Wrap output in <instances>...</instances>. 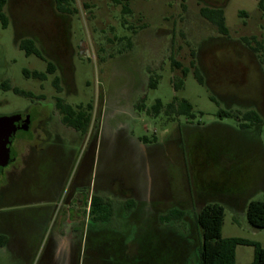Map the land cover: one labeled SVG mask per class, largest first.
<instances>
[{"label": "rangeland", "instance_id": "rangeland-1", "mask_svg": "<svg viewBox=\"0 0 264 264\" xmlns=\"http://www.w3.org/2000/svg\"><path fill=\"white\" fill-rule=\"evenodd\" d=\"M126 3L130 12L122 10ZM67 4L72 11L62 13L55 0H13L15 18L4 6L8 25L0 24V83L8 80L31 96L0 88V116L9 120L44 106L50 116L44 120L45 128L62 165L77 162L94 136L100 184L114 175L122 190L134 195L136 206L129 211L122 200L113 199L115 209L108 222L94 221L85 202L84 218L75 233L69 228L64 232L65 225L58 224L57 207L52 221L73 243L79 264H198L201 232L195 216L202 204L210 202L224 208L222 238H247L264 247V228L252 226L245 216L249 200L264 201V120L258 126H242L240 108L243 101H256L258 85L255 79L245 87L228 85L240 79L238 66L224 57L236 42L254 48L247 59L257 64L260 55L255 48L264 44V0L220 2L227 34L200 15L199 9L206 6L199 0H68ZM15 22L56 24V42L66 39L76 51L71 57L73 84L64 85L58 69L44 80L24 73L44 72L48 60L26 55L18 47ZM81 43L88 49L86 55L77 53ZM190 61L203 83L194 78ZM183 68L189 70L185 77ZM55 76L60 78L61 92L52 83ZM149 77L156 79L154 87L148 86ZM179 79L181 87L175 89L173 83ZM213 85L216 89L223 85L222 90L211 89ZM228 89L241 90L243 97L234 94L232 100L227 97L230 104L223 103L226 97L220 93ZM174 96L192 104V118L163 109L156 115L150 108L156 99L165 105ZM56 97L70 105H92L85 134L60 122ZM219 110L236 117H221ZM22 134L19 131L16 137ZM153 137L157 143H141ZM29 192L33 195V189ZM97 194L113 198L109 192ZM14 198L0 196L4 201ZM166 201L169 208L182 212L179 220L161 215L166 209H157L156 204L166 206ZM6 208L0 210V221L10 229L12 242L0 247V264H34L47 223L30 234L32 212ZM252 258L251 245L236 246V263L247 264Z\"/></svg>", "mask_w": 264, "mask_h": 264}, {"label": "flooded vegetation", "instance_id": "flooded-vegetation-1", "mask_svg": "<svg viewBox=\"0 0 264 264\" xmlns=\"http://www.w3.org/2000/svg\"><path fill=\"white\" fill-rule=\"evenodd\" d=\"M199 1L205 4L206 7L220 8V2L223 3L226 0ZM6 5L8 11L11 9L9 12L11 17L15 18L13 0H7ZM56 30V24L55 27H39L33 24L22 26L15 22V42L19 47L20 42L26 39L30 40L32 45L38 50L39 55L34 52L30 54L24 53L45 58L48 62L53 63L56 70L58 69L64 85L69 86L73 84L71 57L76 51L70 43L66 42V39L60 43L56 42ZM230 46L232 47L229 48ZM256 49L260 55L257 64L251 63L247 59L249 53L253 54L254 48L250 50L236 42H231L227 47V53L224 54V57L231 60L233 66L237 65L239 67H237L236 72L239 74L240 82L228 85L234 86L236 84L239 87L240 85L245 87L252 79L257 82L259 93L256 101L252 102V104L243 101L240 107L244 109L243 113L254 111L257 114L258 121L250 124V127L258 126L264 120V44L255 48V51ZM77 53L86 55L88 49L82 47L81 43L77 45ZM33 71H28L29 75ZM222 86L220 85L216 89V86L213 85L211 89L218 91L219 87L221 89ZM220 94L222 97H226L223 103L227 104H230V101H227V97H230L231 100L234 94L243 97L241 90L232 91L228 89ZM45 111V107L41 106L33 113L26 112L20 115L28 116L27 128L15 131L10 144L11 160L0 166V196L15 198L12 201L0 200V210L6 208V206H9L6 209H29L33 215L29 229L30 234L39 230L42 223H47L44 230L46 234L42 236L36 247L34 264H79L73 243L67 241L65 233H61L58 230L59 228H56L55 220L52 221V215L56 212L57 207L59 208L60 217L58 224L61 226L65 225V228H62L64 232L69 228L68 230L71 233H75L84 218L81 212L83 205L87 202L88 196L97 194V191L112 193L113 198L97 195L109 203L114 202L113 199L122 200L121 204L125 210H132L136 204L132 192L122 190L120 186L122 183L116 176L111 175L108 177V182L100 184L97 160L96 163L94 162L96 137L93 136L88 141L78 161H74L72 166L62 165L57 160L56 152L52 150V140L45 128L44 120L50 118ZM243 122L248 123L247 121ZM19 131H22L23 134L16 137V133ZM142 140L143 142L141 143H157L156 137L150 140L146 138ZM12 145H14L13 149ZM73 169L74 172L71 174L70 172ZM14 183L18 186H16V189L14 187L11 188ZM31 189H33V195L31 194L32 192H29ZM167 201L166 206L159 205L158 202L156 204L157 209H166V212L161 214L163 216L174 209L168 207L169 203ZM112 204L114 205V203ZM127 206L131 207L127 208ZM201 207H199L198 211ZM92 218L96 222H108L112 219L110 217L105 220H95L94 216ZM73 221H75L76 225H72ZM0 236H5V243L0 247L11 245L10 229L2 221H0Z\"/></svg>", "mask_w": 264, "mask_h": 264}, {"label": "trees", "instance_id": "trees-1", "mask_svg": "<svg viewBox=\"0 0 264 264\" xmlns=\"http://www.w3.org/2000/svg\"><path fill=\"white\" fill-rule=\"evenodd\" d=\"M121 2V0H115ZM128 1V0H125ZM58 9L62 13H69L72 11L68 7V0H55ZM7 0H0V24L2 27L8 25V17L3 11ZM124 12H130L128 4L122 5ZM200 15L213 24L217 31L221 34H227L228 28L225 25L224 15L222 8H211L201 7L199 9ZM19 48L22 49L26 54L32 52L39 55L38 50L32 45L30 40H24L19 43ZM257 51V49H256ZM175 64H177L175 62ZM190 64L194 67L192 74L194 78L199 82L203 83V76L199 69L194 66L193 61ZM56 70L53 63L48 62L46 70L33 71L32 77L39 80H44L46 74H52ZM182 77H185L189 70L187 68L182 69ZM26 75H29L27 70H24ZM54 87L57 92H61L62 87L60 84V78L55 76L52 80ZM181 79L173 83L175 89L180 88ZM156 79L149 77L148 86L154 87ZM0 88L8 90L11 89L13 92L21 95L31 96L30 92H26L16 86H12L8 80H4L0 83ZM55 107L60 113L61 122L74 129L75 131L85 134L91 119L92 105L87 103L70 105L63 101L60 97L55 98ZM153 112L158 115L163 109L167 113H173L177 116H186L192 118L194 116L192 104L185 98H174L166 103L165 105L161 100L156 99L154 104L150 107ZM218 115L221 117H236V114L227 110H219ZM242 119L248 123L241 122L242 126H248L258 121L257 114L254 111H246L242 114ZM131 206H127L130 208ZM115 209L112 203L107 202L97 194H91L87 199V212L94 216L95 220H105L112 217L113 210ZM182 216V212L176 209L170 210L164 214V217L168 220L175 219L179 220ZM245 216L247 221L254 227L264 228V201L251 199L246 203ZM196 223L199 226L201 232V242L198 249V264H238L235 261V248L239 244L251 245L253 247V258L252 261L247 264H264V247L258 241L250 240L242 237H221V227L224 219V208L221 204L210 202L204 204L197 212ZM5 243V236H0V246Z\"/></svg>", "mask_w": 264, "mask_h": 264}, {"label": "water", "instance_id": "water-1", "mask_svg": "<svg viewBox=\"0 0 264 264\" xmlns=\"http://www.w3.org/2000/svg\"><path fill=\"white\" fill-rule=\"evenodd\" d=\"M27 125V115H14L9 120L0 116V166L11 160L10 144L15 131L18 129H26Z\"/></svg>", "mask_w": 264, "mask_h": 264}, {"label": "crops", "instance_id": "crops-1", "mask_svg": "<svg viewBox=\"0 0 264 264\" xmlns=\"http://www.w3.org/2000/svg\"><path fill=\"white\" fill-rule=\"evenodd\" d=\"M55 111H58L57 109H56V107H55ZM132 111H130V113H131ZM58 116L60 117V113H59V111H58ZM60 122H61V120H60ZM63 124V123H62ZM64 125V124H63ZM66 126V125H65ZM68 127V126H67ZM78 161V160H77ZM74 172V169L73 170H71V174ZM236 249V248H235Z\"/></svg>", "mask_w": 264, "mask_h": 264}]
</instances>
